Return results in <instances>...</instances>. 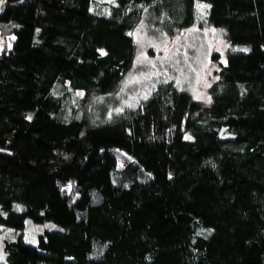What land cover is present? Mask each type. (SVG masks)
Returning <instances> with one entry per match:
<instances>
[{"label": "trees", "instance_id": "1", "mask_svg": "<svg viewBox=\"0 0 264 264\" xmlns=\"http://www.w3.org/2000/svg\"><path fill=\"white\" fill-rule=\"evenodd\" d=\"M93 1L7 0L0 14L16 35L0 52V227L64 228L0 238V264H264V0H116L106 16ZM142 22L224 32L210 104L167 83L107 118Z\"/></svg>", "mask_w": 264, "mask_h": 264}, {"label": "rangeland", "instance_id": "2", "mask_svg": "<svg viewBox=\"0 0 264 264\" xmlns=\"http://www.w3.org/2000/svg\"><path fill=\"white\" fill-rule=\"evenodd\" d=\"M115 2L116 0H94L91 12L106 16L105 11ZM95 5L100 6L98 12H95ZM203 7L200 6L201 12L205 14L206 7ZM131 36L137 45L134 67L121 82L120 89L113 94L114 101L107 118L138 108L159 86L167 83H173L197 101L211 103L210 88L227 63L232 47L222 30L196 24L171 36L166 33L151 34L146 23L142 22L131 32ZM15 40V34L0 35V52L12 48ZM240 47L237 50L241 51ZM83 96V93H78V97ZM121 151L116 152L118 171L125 170L133 163V159L125 151ZM221 159V153L212 152L201 156L203 180L209 178V171L219 165ZM45 231L64 232V228L53 222L36 224L28 219L23 232L0 227V238L23 236L27 243L37 244L38 234ZM4 258V247L0 241V260Z\"/></svg>", "mask_w": 264, "mask_h": 264}, {"label": "crops", "instance_id": "3", "mask_svg": "<svg viewBox=\"0 0 264 264\" xmlns=\"http://www.w3.org/2000/svg\"><path fill=\"white\" fill-rule=\"evenodd\" d=\"M11 30V26L5 23H0V35H4L6 32Z\"/></svg>", "mask_w": 264, "mask_h": 264}, {"label": "built area", "instance_id": "4", "mask_svg": "<svg viewBox=\"0 0 264 264\" xmlns=\"http://www.w3.org/2000/svg\"><path fill=\"white\" fill-rule=\"evenodd\" d=\"M6 3H7V0H0V14L3 13Z\"/></svg>", "mask_w": 264, "mask_h": 264}, {"label": "clouds", "instance_id": "5", "mask_svg": "<svg viewBox=\"0 0 264 264\" xmlns=\"http://www.w3.org/2000/svg\"><path fill=\"white\" fill-rule=\"evenodd\" d=\"M6 7V6H5Z\"/></svg>", "mask_w": 264, "mask_h": 264}]
</instances>
